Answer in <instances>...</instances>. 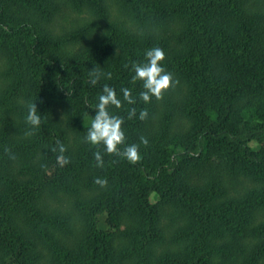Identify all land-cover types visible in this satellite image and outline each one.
Returning a JSON list of instances; mask_svg holds the SVG:
<instances>
[{"label":"trees","instance_id":"16d2710c","mask_svg":"<svg viewBox=\"0 0 264 264\" xmlns=\"http://www.w3.org/2000/svg\"><path fill=\"white\" fill-rule=\"evenodd\" d=\"M115 1L141 32L109 26L88 40L105 17L102 0H0L1 77L12 87L2 97L25 101L11 109L0 101L21 118L17 138L0 140V264H35L25 230L42 236L38 218L61 221L62 238L50 245L59 264H264V0H175L179 13L166 10L168 0ZM82 8L97 21L55 33L57 17ZM76 43L84 48L65 50ZM152 47L164 50L162 63L178 82L145 103L131 65ZM109 59L106 70L100 64ZM93 68L101 73L95 85ZM104 84L122 100L109 111L124 117L126 143L149 140L136 163L104 154L96 167L93 153L102 146L84 141L90 124L83 121L92 119ZM179 85L182 100L173 95ZM123 87L135 103L123 100ZM32 102L41 115L35 130L25 120ZM47 198L66 208L48 213Z\"/></svg>","mask_w":264,"mask_h":264},{"label":"clouds","instance_id":"9594fccd","mask_svg":"<svg viewBox=\"0 0 264 264\" xmlns=\"http://www.w3.org/2000/svg\"><path fill=\"white\" fill-rule=\"evenodd\" d=\"M165 60V52L160 47H152L144 52V59L140 62L133 61L131 71L133 73L132 80L141 82L142 90L139 92V98L148 103L154 97L161 99L164 92L171 86L176 84L171 71L166 70L162 63ZM90 82L95 85L101 73L93 68L89 71ZM110 76V73L108 74ZM123 100L128 104L135 103L132 95V90L127 87L120 89ZM122 105L121 98L117 95L114 87L104 84L102 92L98 96L97 102L94 105V115L90 121L86 135L84 137L85 143L90 146L99 148L102 146L103 151L96 150L93 155L96 162V167H103L104 154L119 155L130 163H136L141 160L140 145H148L149 140L146 136H141L138 143H126L125 130L122 128L124 117L121 115L112 114L109 111V106L120 108ZM136 115V109L131 108L128 111V117ZM148 116L146 109H141L138 119L144 120ZM26 123L35 130L41 126V115L38 113L34 102L28 105L27 115L25 117ZM121 146H123L121 150ZM58 150L61 153L57 157L58 162L67 163V157L63 155L66 151L65 146L60 143ZM94 182L102 188L108 184L106 178L96 177Z\"/></svg>","mask_w":264,"mask_h":264},{"label":"rangeland","instance_id":"374dc122","mask_svg":"<svg viewBox=\"0 0 264 264\" xmlns=\"http://www.w3.org/2000/svg\"><path fill=\"white\" fill-rule=\"evenodd\" d=\"M168 6H166V10L168 11H173L176 10L177 13L183 12V8L181 7L180 4H177L175 0H168ZM102 4L105 6V17L101 18V21L99 22L98 26L96 28H92V34H88L90 39L88 40H95L98 35L103 34L107 27L109 26H117L121 27L122 29L125 30V32H133V33H139L141 32L138 27L136 26V22L132 20L130 17L125 16L120 13L118 5L116 4L115 0H102ZM154 10V9H153ZM149 10L144 9L143 13L144 15L149 14ZM97 21L93 15L89 13V11L85 8H82V10L76 11V10H68L63 17H57L56 21L54 22L53 28H55V33L59 35H63L66 32H70V34L76 33L79 28H84L87 24L92 23ZM178 27V25H175L174 28ZM113 31H109V35L106 36H112ZM86 40V41H88ZM84 48V45L81 43H76V44H71L67 45L66 49L67 52L72 53L76 51L77 49ZM120 52L118 50L115 52L114 55H118ZM97 57V56H96ZM97 59V58H96ZM109 62L111 63L110 59L107 61H102L101 62V67H105L106 70L110 69L109 68ZM4 61L0 62V77L2 72L5 70L4 67ZM4 73V72H3ZM3 78H0V101L4 99V102L6 101L5 98H7V95L10 94V91L12 87L9 86L8 83L4 84ZM175 85V84H174ZM180 87L175 88V91H173V95H175L179 100H182L185 96V86L179 85ZM3 88V89H2ZM15 88V86H14ZM5 91H8V93H5ZM2 96H5L3 98ZM6 104H9L7 109H11L12 104H15L16 107H24L25 106V101L19 96L18 94L14 96L10 101L5 102ZM2 110L0 111V140L3 137L6 138H13L16 139L17 136H15L14 132L17 127L20 126L21 123V118L18 117L17 115L13 113L6 112L7 109L3 108L2 105H0ZM59 111V110H58ZM58 118L61 120H64V116H58ZM90 119L85 118L84 119V124L89 125L90 124ZM178 124L181 125V127L185 124L182 119L180 121H176ZM180 127V128H181ZM180 128H177L176 125H173V130L176 133L177 131H180ZM252 147L255 150H259L260 147L257 144H252ZM33 162H31L32 164ZM15 177L19 179V177L23 176V174H26V172H22L21 175L17 173V170L15 171ZM25 177V176H23ZM246 188L249 187V185L245 186ZM246 189L243 187H237V191L239 195H243L244 191ZM155 199V198H154ZM45 202L48 204L46 207L48 209V213H54V210L56 211L58 208L63 212L64 209L66 208L63 203H60V200H56L54 198H47ZM55 216V215H54ZM55 218V217H53ZM40 218H38L39 220ZM77 217H74V224L75 227H78L79 222L76 220ZM36 221L38 223L37 227V233H41L42 236H38V238L32 236L33 234L31 233L30 230L26 229L25 234L28 237H32V241L34 243V250L32 254V259L35 260V264H59L57 261L62 260V258L58 257L56 258V262L52 260V250L50 249V245L53 243V240L62 238L61 231H60V223L61 221L56 218L55 221H53L51 218L47 219L46 221L44 219H41L39 221ZM35 223V222H34ZM98 228L100 229H105L106 224H105V217L101 216L98 218ZM187 242V241H186ZM186 244V243H185ZM184 245V244H183ZM116 247L118 250H121L123 248V244L118 242L116 244ZM172 251H177V247L170 246Z\"/></svg>","mask_w":264,"mask_h":264}]
</instances>
